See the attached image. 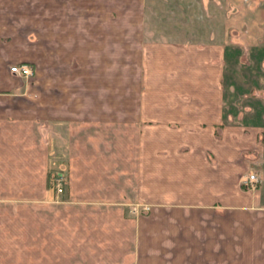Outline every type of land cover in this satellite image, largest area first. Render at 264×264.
I'll use <instances>...</instances> for the list:
<instances>
[{
    "label": "crops",
    "instance_id": "1",
    "mask_svg": "<svg viewBox=\"0 0 264 264\" xmlns=\"http://www.w3.org/2000/svg\"><path fill=\"white\" fill-rule=\"evenodd\" d=\"M72 1L0 0V165L12 167L4 172L17 174L13 180L42 179L46 165L66 170L70 182L94 179L93 191H68L76 199L92 193L88 211L64 207L66 220L80 213L94 223V237L80 240L93 243L94 251L78 254L80 264H264V0L170 2L176 28L169 41L152 43L170 42L171 64L187 70L180 83L189 88L168 92L178 112H128L104 122L94 112H9L24 94L25 102L40 99L28 94L37 90L28 89L36 85L33 54L51 50L37 38L52 36L54 21L60 36L76 35L67 32L68 22H78L67 10ZM139 9L143 35V2ZM179 22L196 27L181 31ZM18 62L29 63L34 76H20L24 81L10 72ZM229 66L241 76L228 104ZM252 168L258 188L244 190L241 175ZM146 201L151 212L133 216L129 204ZM57 239H43L58 246L43 249L48 264L66 258L62 247L70 242Z\"/></svg>",
    "mask_w": 264,
    "mask_h": 264
},
{
    "label": "rangeland",
    "instance_id": "2",
    "mask_svg": "<svg viewBox=\"0 0 264 264\" xmlns=\"http://www.w3.org/2000/svg\"><path fill=\"white\" fill-rule=\"evenodd\" d=\"M140 2L146 7V30L143 35L139 29V23L142 24L141 19L144 18V14L140 13ZM170 2L172 0L72 1V5H67V10L70 18L77 17L78 22L76 26L68 22L71 28L68 27L67 32L76 35L60 36L59 21H54L48 25L52 36L37 38L40 46L51 50L33 54L36 75L32 78V84L36 85H29L28 89L33 87L37 90H28V94H39L40 99L34 97L25 102L23 98L27 94L19 87L22 91L17 94H24V97H18V103L16 101L9 112H94V118L99 121L108 116H113L115 120L123 119L128 112H178L177 109L172 111L175 110L172 106L176 101H171L169 97L174 92L178 93L179 86L181 90L189 88L188 83H180L186 82L187 70H182L178 62L172 61L171 64L170 46L165 45L170 42L157 46L152 43L161 41V37L169 41L172 28H176L171 21ZM154 11L159 14L157 19ZM183 11L187 12L184 8L179 13ZM179 16L181 19L186 17ZM151 18L155 21H150ZM192 23L195 26V22ZM191 24L179 22L178 28L188 31ZM182 33L178 35L179 39ZM161 60H167V63H161ZM243 71L251 75V70ZM238 75V70L228 67L225 99L228 104L233 102L229 100L230 95L234 98L236 94L234 83ZM17 77L26 80L19 75ZM253 89L251 92L257 88ZM0 110L5 112L4 107ZM8 168L12 169L11 166L0 165V169H3L0 172V264H48L42 259L43 249L49 253L51 248L58 246L44 245L43 239L57 241L59 236L67 237L70 242L62 247V256L66 258L49 264H80L78 254L91 255L89 250L92 248L94 251V244H81L80 240L86 236L94 237V223L84 222L81 218L86 214L80 213L88 211L89 204H94V196L90 193L82 199L78 198L81 202L78 203V199L68 196V191L69 188L78 187L93 191L94 179L86 177L82 184L70 182L66 170L43 165L42 179L34 174L32 180H13L18 175L4 172ZM236 168L238 170L240 166ZM251 171L257 174L256 169L252 168L241 176ZM69 205L79 207L76 211L80 213L76 215L81 217L66 220L68 215L64 213V207ZM129 206L133 216L149 214L153 209V204L148 201L130 203ZM54 222L61 224L62 228H51Z\"/></svg>",
    "mask_w": 264,
    "mask_h": 264
},
{
    "label": "built area",
    "instance_id": "3",
    "mask_svg": "<svg viewBox=\"0 0 264 264\" xmlns=\"http://www.w3.org/2000/svg\"><path fill=\"white\" fill-rule=\"evenodd\" d=\"M9 69L10 72L19 76L28 78L34 76V68L27 62H18L16 64L11 65ZM242 181L245 187L253 189L257 186L259 178L257 174L251 171L244 176ZM58 190L61 191V188H58Z\"/></svg>",
    "mask_w": 264,
    "mask_h": 264
}]
</instances>
